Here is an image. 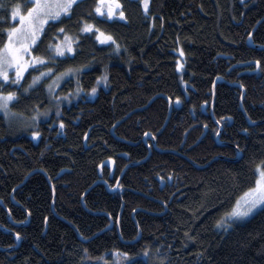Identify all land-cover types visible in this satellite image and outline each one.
<instances>
[{
  "label": "trees",
  "instance_id": "1",
  "mask_svg": "<svg viewBox=\"0 0 264 264\" xmlns=\"http://www.w3.org/2000/svg\"><path fill=\"white\" fill-rule=\"evenodd\" d=\"M117 2L110 20L78 0L31 47L41 63L0 80L20 115H0V264H264V206L217 228L264 168V0H149L146 13ZM66 38L72 52L56 55ZM130 163L115 192L98 182L112 189Z\"/></svg>",
  "mask_w": 264,
  "mask_h": 264
},
{
  "label": "rangeland",
  "instance_id": "2",
  "mask_svg": "<svg viewBox=\"0 0 264 264\" xmlns=\"http://www.w3.org/2000/svg\"><path fill=\"white\" fill-rule=\"evenodd\" d=\"M78 0H74L73 4L77 2ZM3 4L9 5L10 9V18L13 21V26L8 30L7 38L4 42V44L0 48V55H3L7 58L10 63L4 65V67L7 70L9 79L5 81L2 76H0V80L4 82H16L19 83L24 74L28 71L29 68L41 63V60L32 56L30 53L31 47L38 41L40 38L43 29L45 28L46 24L49 21H55L58 20L61 16L66 15L67 12L63 10L62 5L67 4V0H40V3L42 5L41 9L36 12L34 11L31 15H29V9H32L34 7V4L36 0H26L23 3H14L12 1L10 4L7 3V0H0ZM117 0H98V6L101 7L102 11L100 13L107 15L108 8L111 6L112 11L116 9ZM14 3V4H13ZM141 7L144 13L147 12L149 7V0H140ZM145 3L147 4V7H145ZM72 4V5H73ZM15 6H19V13L16 17L12 16V11ZM97 6V7H98ZM5 8V7H3ZM3 8H0L3 9ZM59 13V15H57ZM98 13V12H97ZM20 16L25 17V22L21 24ZM90 25V24H87ZM85 26H83V29H85ZM16 29L15 32H11V39H10V30ZM95 31L96 33V40L101 44L110 43L112 40H106L103 37H100V33H103L101 31H97L94 27L91 28V30H83V32H90ZM105 34V33H103ZM107 35V34H105ZM100 37V38H98ZM11 45V47L15 50V56L11 52L8 51V46ZM71 48V50H69ZM55 49V54L62 56V54H69L72 52V43L70 39H65L64 42H61L53 47ZM18 65L20 70L19 79H17V71H18ZM178 65H181L180 61H178ZM43 74V75H42ZM49 73L42 72L37 77H39L38 80H34V84L38 83L40 80L45 78ZM66 77L65 74L58 75L53 78L52 83L48 86L47 90L49 94L53 93V90H55L59 84L64 80ZM8 94H0V104H3V97H6ZM16 98V94L13 95L12 99L8 100L6 103V106L0 107V115L4 117L7 121L12 120H18L20 115L17 113H14L10 110V103L14 101ZM34 119H26L23 122L27 123L30 127L33 125ZM34 139H37V135L33 136ZM256 173V181L255 185L248 190H246L235 202L232 209L223 217V219L217 224V228L221 230H227L229 229L233 224L242 222L246 219H248L250 216H252L256 211H258L260 208L264 206V201H259L256 206L252 209V211L246 215V216H234L232 213L234 210H243L247 204V201H250L254 198H257L259 193L264 192V183L261 184V186L258 187L257 181L262 180V173H264V168L262 164H259L255 168ZM250 190H253L250 192ZM132 258L127 257L122 258L120 261L121 264H126L130 262Z\"/></svg>",
  "mask_w": 264,
  "mask_h": 264
},
{
  "label": "snow or ice",
  "instance_id": "3",
  "mask_svg": "<svg viewBox=\"0 0 264 264\" xmlns=\"http://www.w3.org/2000/svg\"><path fill=\"white\" fill-rule=\"evenodd\" d=\"M73 2H74V0H67V4L62 5L61 7H63V10L65 12H67L71 8ZM3 7H6V5L3 4L2 2H0V8H3ZM41 7H42V5L40 3V0H36L34 7L32 9H29V15H31L34 11L38 12L41 9ZM145 7H147L146 3H145ZM96 11L101 12L102 11L101 7L98 6L96 8ZM18 13H19V6H15L13 8V11H12V16L16 17L18 15ZM112 14H113L112 7L110 6L108 8L107 15L111 16ZM57 15H59V13H57ZM120 15L123 16L124 13L121 11ZM20 21H21V24H23L25 22V17L20 16ZM92 27H93L92 25H86L85 29H82V31L83 30H91ZM15 31H16V29L10 30V39H11V32H15ZM61 31H63V30H61ZM97 31H99V30H97ZM100 37H103L106 40H112V37L110 35H105L103 33H100ZM100 37H98V38H100ZM69 50H71V48H69ZM8 51L11 52L13 54V56H15V50L11 47V45L8 46ZM8 63H10V61H8L5 56L0 55V76H2L5 81H7L9 79L7 70L4 67V65H6ZM20 70L21 69L19 68V65H18L17 79H19ZM38 79H39V77L35 78V80H38ZM94 91H95V89H93V92ZM13 95L14 94L10 92V93H8V95L6 97H3V104H0V107L6 106L7 101L12 99ZM61 124H63V122H61ZM33 135H38V133H33ZM262 183H264V173H262V180L257 181L258 187L261 186ZM251 191H253V190H250V192ZM259 201H264V192L259 193L257 198H254L250 201H247L246 202L247 206L242 211L239 209L234 210L232 215H234V216H246V215H248ZM124 255L127 256V253H124Z\"/></svg>",
  "mask_w": 264,
  "mask_h": 264
},
{
  "label": "water",
  "instance_id": "4",
  "mask_svg": "<svg viewBox=\"0 0 264 264\" xmlns=\"http://www.w3.org/2000/svg\"><path fill=\"white\" fill-rule=\"evenodd\" d=\"M247 43L250 45V46H252V47H256V48H258V49H262V46H257V45H253L252 44V41H251V34L249 35V37H248V39H247ZM252 64H255V62H251ZM246 64H248V63H245V64H242V65H246ZM256 65V64H255ZM257 69H258V67L256 66V68L254 69V71L256 72L257 71ZM253 71V72H254ZM221 81H223V79L221 78V77H217L215 80H214V82H213V84H212V88H211V92H212V102H213V100H214V91H215V86H216V84L218 83V82H221ZM236 84H238V83H236ZM242 89V88H241ZM242 96H243V89H242ZM242 96H241V98H242ZM174 105L176 106V107H179V102L176 100V101H174ZM207 107H208V104L207 103H204L203 105H202V111L204 112V113H206V109H207ZM210 115H211V117L214 119V121H215V123H216V125L218 126V132H217V134H216V141H220L219 140V136H220V131H221V124H219L216 120H215V118H214V116H213V112H212V108H211V110H210ZM117 124V123H116ZM114 128V127H113ZM113 128L111 129V131H112V134L115 136V134H114V130H113ZM206 127L204 128V132L202 133V135L200 136V138L198 139V140H200L201 139V137H203L204 136V134H205V132H206ZM116 137V136H115ZM147 138H150L152 141H153V135L152 134H150V133H148V134H146L145 136H144V138H143V141H145L146 142V139ZM118 139H120V138H118ZM121 140V139H120ZM197 140V141H198ZM153 143H154V141H153ZM154 145H155V143H154ZM124 157H127L126 156V154H122ZM150 155V151H149V153H148V156ZM147 156V157H148ZM241 157V153H240V151H237V157L235 158V160H238L239 158ZM103 165H107L108 167H110V169H111V171L113 170V167H114V162H113V160L112 159H108V160H105L104 162H103ZM133 164L132 163H130V164H128L124 169H123V171L121 172V174H120V176H119V178H118V180H117V182H116V184H115V187H113L112 189H109V187H108V185H107V183L104 181V180H99L98 182H101V183H103L104 185H105V187L110 191V192H115L116 191V189H117V186H118V183H119V180H120V177H121V175H122V173L124 172V170L127 168V167H129V166H132ZM11 197H12V195H11ZM0 205H2V202L0 201ZM8 215H9V213H8ZM112 227V224L111 225H109V227H107V229L108 228H111ZM15 240H16V245H14L12 248H6V250H11V249H14V248H16L17 246H18V244H19V242H20V238L17 236V235H15Z\"/></svg>",
  "mask_w": 264,
  "mask_h": 264
},
{
  "label": "flooded vegetation",
  "instance_id": "5",
  "mask_svg": "<svg viewBox=\"0 0 264 264\" xmlns=\"http://www.w3.org/2000/svg\"><path fill=\"white\" fill-rule=\"evenodd\" d=\"M116 4H117L118 6H116V9H115L114 11H112L113 14H112L111 16H109V15H104V14H102V13H100V12H98V14H101V15L105 16L106 18L110 19V20L120 18V17H121V15H120L121 10H120V7H119V3L116 2ZM203 113H204V112H203ZM205 114H206V113H205ZM206 129H207V128H206ZM217 132H218V131H217ZM216 134H217V133H216ZM114 167H115V166H114ZM112 171H114V168H113ZM111 173H112V172H111Z\"/></svg>",
  "mask_w": 264,
  "mask_h": 264
},
{
  "label": "bare ground",
  "instance_id": "6",
  "mask_svg": "<svg viewBox=\"0 0 264 264\" xmlns=\"http://www.w3.org/2000/svg\"><path fill=\"white\" fill-rule=\"evenodd\" d=\"M250 124H255V122H252V123H250Z\"/></svg>",
  "mask_w": 264,
  "mask_h": 264
}]
</instances>
